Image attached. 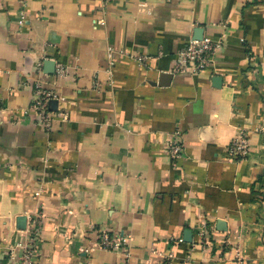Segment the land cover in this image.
<instances>
[{"label":"crops","instance_id":"1","mask_svg":"<svg viewBox=\"0 0 264 264\" xmlns=\"http://www.w3.org/2000/svg\"><path fill=\"white\" fill-rule=\"evenodd\" d=\"M196 31L223 47L174 73ZM38 83L65 98L49 129ZM31 218L35 264H123L103 231L130 238L129 264H264V0H0V264Z\"/></svg>","mask_w":264,"mask_h":264},{"label":"built area","instance_id":"2","mask_svg":"<svg viewBox=\"0 0 264 264\" xmlns=\"http://www.w3.org/2000/svg\"><path fill=\"white\" fill-rule=\"evenodd\" d=\"M108 2V0H106ZM223 47L222 41H215L210 37H203L201 40H190L178 52L174 73H188L198 75L207 70L213 62V58L218 51ZM115 50L112 47L108 48L109 70L115 65ZM140 64L144 63L147 58L144 56H133ZM57 77L63 78L68 74V70L64 65H57L55 73ZM37 97L29 106V110L38 114L40 121L46 128H50L52 115L55 114L50 109V102L56 100L64 101L65 98L52 90L45 89L43 84L38 83L35 86ZM59 116L66 118V114L58 113ZM250 151L249 138L244 132H240L232 140L228 148V154L231 158H245ZM167 152L173 159H179L183 153V142L180 133H175L173 139L167 143ZM40 192L36 193L39 196ZM30 223L25 231H22L24 236L23 241L18 243V247L22 250L18 258H13L11 264H35V258L38 255V228L40 225L39 219L31 218ZM201 238L200 244L206 245L208 239L207 231L201 230L198 232ZM174 242V241H173ZM183 243L182 239L177 241ZM129 243L130 238L121 234H109L101 232L98 235L97 247L101 250L113 251L121 253L125 258L123 264H129ZM83 252L89 253L90 249H84ZM156 253V252H154ZM170 254L168 258H171Z\"/></svg>","mask_w":264,"mask_h":264},{"label":"water","instance_id":"3","mask_svg":"<svg viewBox=\"0 0 264 264\" xmlns=\"http://www.w3.org/2000/svg\"><path fill=\"white\" fill-rule=\"evenodd\" d=\"M198 32L196 31V34ZM203 39V35L202 33H198L197 36L195 37V40H201ZM45 66L46 68L48 69L47 72L49 74H54L55 73V63L54 62H46L45 63ZM58 105V101L56 100H53L50 102V106L54 108V110H56V106ZM53 110V109H52ZM185 241L188 242V243H191L192 242V232L191 231H186L185 232Z\"/></svg>","mask_w":264,"mask_h":264}]
</instances>
